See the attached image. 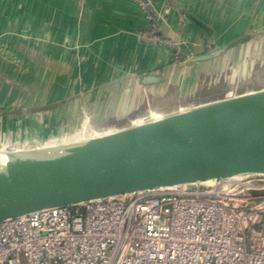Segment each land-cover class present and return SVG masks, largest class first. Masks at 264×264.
Wrapping results in <instances>:
<instances>
[{
  "label": "crops",
  "instance_id": "1",
  "mask_svg": "<svg viewBox=\"0 0 264 264\" xmlns=\"http://www.w3.org/2000/svg\"><path fill=\"white\" fill-rule=\"evenodd\" d=\"M146 1L170 8L169 46L143 39L133 0H0V144L92 128L88 114L125 130L154 99L174 96L170 116L264 90V0Z\"/></svg>",
  "mask_w": 264,
  "mask_h": 264
},
{
  "label": "built area",
  "instance_id": "2",
  "mask_svg": "<svg viewBox=\"0 0 264 264\" xmlns=\"http://www.w3.org/2000/svg\"><path fill=\"white\" fill-rule=\"evenodd\" d=\"M143 39L169 14L150 12ZM0 264H264V175L158 188L0 222Z\"/></svg>",
  "mask_w": 264,
  "mask_h": 264
},
{
  "label": "water",
  "instance_id": "3",
  "mask_svg": "<svg viewBox=\"0 0 264 264\" xmlns=\"http://www.w3.org/2000/svg\"><path fill=\"white\" fill-rule=\"evenodd\" d=\"M9 153L21 160L0 176V222L137 191L264 175V90L34 158Z\"/></svg>",
  "mask_w": 264,
  "mask_h": 264
},
{
  "label": "rangeland",
  "instance_id": "4",
  "mask_svg": "<svg viewBox=\"0 0 264 264\" xmlns=\"http://www.w3.org/2000/svg\"><path fill=\"white\" fill-rule=\"evenodd\" d=\"M154 100L155 101L153 103L151 101L149 102L150 106L148 105L151 108V112L146 111L149 108L146 109L143 114L145 115L144 116L145 118L143 119V121L140 122H149L154 119L163 118L165 117V115H169L167 111L171 109H175L177 103L174 96L168 99H154ZM81 115L83 116L84 114ZM85 120L90 121L93 127L88 129L87 128L88 123H86ZM84 121L85 123L82 122L84 123V126L82 128H79L77 130H72V132L69 129L70 127H67L66 129L63 130H55L53 131V133H51L49 137L45 139L27 140L24 144L20 145L18 149L14 145L0 144V152L19 151L31 155L34 158V157L42 156V154L48 151L77 146L80 144H84L93 138L109 135L111 133L119 131V129H121L122 127L120 125H123L121 122L108 121L104 126L101 125L95 126L92 120V116L89 114L87 117L84 116ZM109 125L113 127H109ZM129 125L131 127H134V122H131Z\"/></svg>",
  "mask_w": 264,
  "mask_h": 264
},
{
  "label": "bare ground",
  "instance_id": "5",
  "mask_svg": "<svg viewBox=\"0 0 264 264\" xmlns=\"http://www.w3.org/2000/svg\"><path fill=\"white\" fill-rule=\"evenodd\" d=\"M143 123L144 122H139V123H137V125H141ZM20 160H21L20 154H11L9 152H0V176H6L9 165L12 162L20 161ZM213 182H214V180H210V181L203 182V183L184 184V185H178V186H174V187H169V188H166V189L176 190V191H183V190H186L189 187L195 186L196 184L208 185V184H211Z\"/></svg>",
  "mask_w": 264,
  "mask_h": 264
}]
</instances>
